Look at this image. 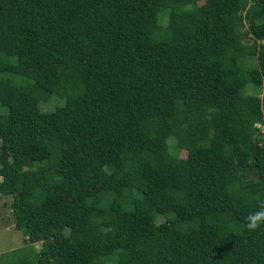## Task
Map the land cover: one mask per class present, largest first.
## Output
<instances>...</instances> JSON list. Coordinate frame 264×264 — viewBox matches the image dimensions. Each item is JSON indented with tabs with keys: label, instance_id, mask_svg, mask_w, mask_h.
<instances>
[{
	"label": "trees",
	"instance_id": "1",
	"mask_svg": "<svg viewBox=\"0 0 264 264\" xmlns=\"http://www.w3.org/2000/svg\"><path fill=\"white\" fill-rule=\"evenodd\" d=\"M0 194L15 264H264V0H0Z\"/></svg>",
	"mask_w": 264,
	"mask_h": 264
},
{
	"label": "rangeland",
	"instance_id": "2",
	"mask_svg": "<svg viewBox=\"0 0 264 264\" xmlns=\"http://www.w3.org/2000/svg\"><path fill=\"white\" fill-rule=\"evenodd\" d=\"M199 3V2H198ZM161 27L165 26L166 20L161 19L159 21ZM249 65L254 64V60H248ZM246 92L250 93L251 89L246 88ZM55 98H51L48 101L40 102L39 108L42 111L52 110L54 107ZM177 155L183 157L185 155L184 150L177 151ZM11 198L8 195L0 194V252H4L13 248L14 252H8L7 255L3 257L5 264L10 262L15 264V261L23 259L26 256L32 254L33 251L30 248H26L22 244L23 234L21 231L16 230L12 225L13 217L10 210ZM163 218L160 216L156 217V221H162ZM23 247V248H22ZM33 247L38 250L39 244H34ZM17 248H20L17 250ZM16 250V251H15ZM3 261V262H4ZM105 264H110V261H106Z\"/></svg>",
	"mask_w": 264,
	"mask_h": 264
},
{
	"label": "clouds",
	"instance_id": "3",
	"mask_svg": "<svg viewBox=\"0 0 264 264\" xmlns=\"http://www.w3.org/2000/svg\"><path fill=\"white\" fill-rule=\"evenodd\" d=\"M264 226V205H260L256 211L245 217V227L248 231H255Z\"/></svg>",
	"mask_w": 264,
	"mask_h": 264
}]
</instances>
